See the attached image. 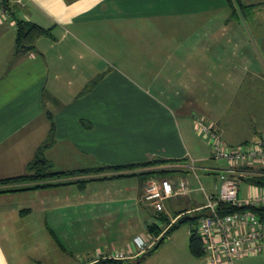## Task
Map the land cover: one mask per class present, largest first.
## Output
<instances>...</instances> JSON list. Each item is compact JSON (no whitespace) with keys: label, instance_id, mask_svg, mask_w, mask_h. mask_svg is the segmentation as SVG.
I'll use <instances>...</instances> for the list:
<instances>
[{"label":"crops","instance_id":"0c3cea01","mask_svg":"<svg viewBox=\"0 0 264 264\" xmlns=\"http://www.w3.org/2000/svg\"><path fill=\"white\" fill-rule=\"evenodd\" d=\"M232 3L5 1L0 179L29 174L52 123L49 172L76 173L0 183L14 189L0 191V264H203L190 231L205 194H219L226 163L212 156L196 118L232 147L264 139V0ZM15 19L49 30L23 55H14ZM152 178L188 190L147 200ZM203 179H212L208 188ZM238 186L240 198L260 189L243 179ZM155 226L167 240L142 257L135 238L156 236ZM120 251L125 258L109 257ZM233 264H264V252Z\"/></svg>","mask_w":264,"mask_h":264},{"label":"built area","instance_id":"2783aa9c","mask_svg":"<svg viewBox=\"0 0 264 264\" xmlns=\"http://www.w3.org/2000/svg\"><path fill=\"white\" fill-rule=\"evenodd\" d=\"M5 1L1 0L0 9L7 14ZM22 3V0H17ZM196 125L209 140L212 156L224 160L225 168L218 172L219 194H205L204 212L198 222L197 232L203 239V264H233L241 257L264 252V218H259L250 208L221 214L218 211L220 203L231 206L264 207V187L250 198H240L238 195V176L246 175L241 167H258L264 165V141L256 139L245 145L229 146L221 138L219 132L207 123L202 117L196 118ZM184 185L180 191L173 189L169 179H156L146 182L143 187L144 197L147 200H163L165 197L187 191ZM156 235L149 239L136 237L139 251L144 252L151 248L159 239ZM113 259L125 258L123 251L113 252L109 255Z\"/></svg>","mask_w":264,"mask_h":264},{"label":"trees","instance_id":"16d2710c","mask_svg":"<svg viewBox=\"0 0 264 264\" xmlns=\"http://www.w3.org/2000/svg\"><path fill=\"white\" fill-rule=\"evenodd\" d=\"M231 2V8H234V5L232 3L233 0H229ZM239 4V3H238ZM16 20V36H15V50H14V55H23L26 54V52L31 51L34 46H35V41L37 38L43 34L49 33V30L44 29L38 24H35L31 21L27 20H22V19H15ZM52 129L49 134L48 140L43 142L42 145H40L36 150V153L33 157V159L28 163L27 169L29 171V174L26 175H21L20 177H10L7 179H0L1 184H10L11 182H16V181H22V180H30L31 182H42L45 180L47 177H61L62 175H69V174H75V171H71L69 173L66 172H49L50 167L52 166V163L48 161L45 158L44 155V150L46 147H48L53 141V133H54V125L52 123ZM264 141V139L262 138ZM249 143V142H245ZM242 144V145H245ZM151 163H157V160H150L146 162H142L141 165H151ZM128 166H134V164H127V165H116V166H104V167H99L96 168V171L103 170L104 168H109V169H119L122 167L128 168ZM240 170L245 172L246 175L244 176H238V180L243 179L245 181H248L252 183L253 185L256 186H261L264 187V165H258V167H241ZM85 169H80V172H85ZM155 170H151V172L148 173H156ZM163 172V171H159ZM84 182V180L78 181V183ZM46 185H52L49 183L45 184H36L33 187H25V188H34V187H39V186H46ZM14 190V189H10ZM8 189H1L0 191H10ZM247 208L252 209L257 216L261 219L264 218V207H256V206H231L228 203H220L218 205V211H220L221 214L225 213H231L235 212L237 210H245ZM205 214V212H203ZM202 214V215H203ZM201 215V216H202ZM189 218L183 217L179 221H184L188 220ZM150 230L154 233V235H158L160 233V229H157V227H151ZM203 239L202 237L198 234L197 232V226L192 228L190 231V240H189V248L191 253H193L196 256H202L203 254Z\"/></svg>","mask_w":264,"mask_h":264},{"label":"water","instance_id":"95a60500","mask_svg":"<svg viewBox=\"0 0 264 264\" xmlns=\"http://www.w3.org/2000/svg\"><path fill=\"white\" fill-rule=\"evenodd\" d=\"M158 238H159V239L155 242V244H154L151 248H149V249H147L146 251H144L142 257H144V256H146V255H148V254H153V253H155L156 250L160 247V245L163 244V243L167 240V237H166L165 235H162V236H160V237H158Z\"/></svg>","mask_w":264,"mask_h":264},{"label":"rangeland","instance_id":"374dc122","mask_svg":"<svg viewBox=\"0 0 264 264\" xmlns=\"http://www.w3.org/2000/svg\"><path fill=\"white\" fill-rule=\"evenodd\" d=\"M227 164V163H226ZM256 168V167H255ZM153 179V178H152ZM203 181V184L206 186V188H208V186H210L211 185V182H212V179H211V181H210V184H208L207 183V180H202ZM220 184H218V186H219ZM198 186H200L199 184H198ZM180 226L179 227H184V228H187L188 226H189V224L187 223V222H181L180 224H179ZM158 251V249L156 250V252ZM155 252V253H156ZM155 253H153V254H155Z\"/></svg>","mask_w":264,"mask_h":264}]
</instances>
